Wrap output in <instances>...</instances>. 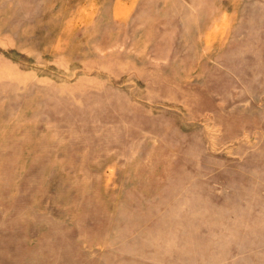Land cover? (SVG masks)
Wrapping results in <instances>:
<instances>
[{"label":"rangeland","instance_id":"1","mask_svg":"<svg viewBox=\"0 0 264 264\" xmlns=\"http://www.w3.org/2000/svg\"><path fill=\"white\" fill-rule=\"evenodd\" d=\"M0 264H264V0H0Z\"/></svg>","mask_w":264,"mask_h":264}]
</instances>
